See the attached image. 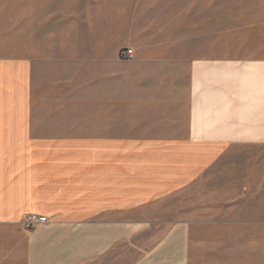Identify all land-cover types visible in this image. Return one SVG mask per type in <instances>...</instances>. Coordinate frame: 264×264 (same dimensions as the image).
Returning a JSON list of instances; mask_svg holds the SVG:
<instances>
[{
  "label": "crops",
  "instance_id": "0c3cea01",
  "mask_svg": "<svg viewBox=\"0 0 264 264\" xmlns=\"http://www.w3.org/2000/svg\"><path fill=\"white\" fill-rule=\"evenodd\" d=\"M51 34L30 27L0 56V264H104L119 248L137 252L127 264H190L189 222L146 213L227 149L264 147V44L125 59L97 41L70 57ZM28 214L48 222L24 228Z\"/></svg>",
  "mask_w": 264,
  "mask_h": 264
},
{
  "label": "rangeland",
  "instance_id": "374dc122",
  "mask_svg": "<svg viewBox=\"0 0 264 264\" xmlns=\"http://www.w3.org/2000/svg\"><path fill=\"white\" fill-rule=\"evenodd\" d=\"M30 27L50 29V43L70 57L97 41L118 46L119 55L138 44L236 55L241 42L264 44V0H0V56L26 46ZM154 210L146 216L189 222L190 264H264V147L227 149L199 181ZM162 231L149 230L143 242ZM136 254L119 248L104 264H127Z\"/></svg>",
  "mask_w": 264,
  "mask_h": 264
},
{
  "label": "built area",
  "instance_id": "2783aa9c",
  "mask_svg": "<svg viewBox=\"0 0 264 264\" xmlns=\"http://www.w3.org/2000/svg\"><path fill=\"white\" fill-rule=\"evenodd\" d=\"M123 57L125 59H132L133 58V50L131 48H126L123 51ZM48 222L47 217L42 215H36V214H28L23 217V223L28 228H31L37 224L40 223H46Z\"/></svg>",
  "mask_w": 264,
  "mask_h": 264
}]
</instances>
